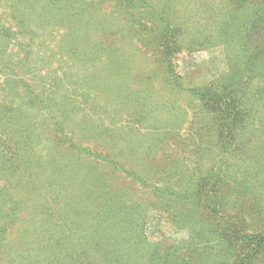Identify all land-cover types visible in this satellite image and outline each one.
<instances>
[{"label":"rangeland","instance_id":"374dc122","mask_svg":"<svg viewBox=\"0 0 264 264\" xmlns=\"http://www.w3.org/2000/svg\"><path fill=\"white\" fill-rule=\"evenodd\" d=\"M223 1L23 0L19 4L29 13L21 17L16 12L10 20L18 1L0 0V21L35 29L27 35L33 57L25 67L17 58L9 61V70L0 72V86L6 88L11 77L23 96L27 91L37 94L35 103L49 107L34 118L36 132L49 135L45 118L61 122L56 134L64 146H72L67 152L56 150L62 156L57 158L65 153L86 157L82 170L102 173L104 184L127 189L132 200L146 194L145 184L170 186L182 172L198 167L197 176H206L200 179L205 189L219 187L214 203L204 201L199 210L211 213L215 225L229 227L223 236L230 235L232 245L223 263L231 264L247 249L245 235L264 233V132L252 136L247 129L230 139L228 152L220 149L210 114L187 90L166 84L160 62L165 46L176 41L183 49L177 71L189 83H211L229 72L223 48L213 41L214 12L226 6ZM161 10L170 17L162 19ZM173 26L182 29L176 37ZM1 176L0 186L6 181ZM92 182L83 188L96 190ZM67 192L62 189L61 196ZM163 208L157 204L148 209L147 240L163 247L183 241L188 245L189 219L173 217ZM198 244L205 250L203 242ZM43 252L9 245L0 264H61ZM252 264H264V249Z\"/></svg>","mask_w":264,"mask_h":264},{"label":"trees","instance_id":"16d2710c","mask_svg":"<svg viewBox=\"0 0 264 264\" xmlns=\"http://www.w3.org/2000/svg\"><path fill=\"white\" fill-rule=\"evenodd\" d=\"M17 1L10 20H14L16 12L21 17L28 12L20 5L23 0ZM224 4L214 12L213 41L223 48L229 72L211 83H189L177 71L178 55L183 49L176 41L165 46L160 62L167 85L187 90L202 103V111L209 113L213 121L217 146L228 152L231 141L247 129L252 136L264 132V0H224ZM159 13L162 19L170 17L163 10ZM170 29L174 37L182 31L180 26ZM34 30L20 23L0 21V54L5 56H0V72L6 73L14 58L21 67L28 64L33 56L30 57L32 37L27 35ZM4 84L6 88L0 86V99H10V103L0 101V172L6 180L0 186V258L9 245H23L26 251L34 248L49 253L55 263L61 264H224L223 258L232 245L230 235L223 236L229 227L215 225L212 214L202 211L204 201L214 203L219 187L213 184L205 189L200 179L206 176H197L198 167L182 172L170 186L140 180L150 189H145L146 198L132 200L127 189L104 184L102 173L97 175L90 167L82 170L86 157L65 153L62 159L57 158L61 155L55 154L56 150L64 148L67 152L72 148L64 146L66 142L56 134L61 122L45 118L49 135L42 137L35 130L34 118L48 104L37 105L34 99L39 96L33 92L23 96V91L17 90L18 81L11 77ZM24 98L27 103L22 104ZM12 99L17 101L12 104ZM165 176H169L168 172ZM216 178L220 179L218 175ZM87 180H93L98 191L85 190L83 183ZM62 189L68 190L63 196ZM157 204L173 217L180 214L189 219L188 245L183 241L163 247L147 240L145 219L148 209ZM244 238L247 249L231 264H252L264 249V233ZM199 242H203L205 250L197 247Z\"/></svg>","mask_w":264,"mask_h":264}]
</instances>
